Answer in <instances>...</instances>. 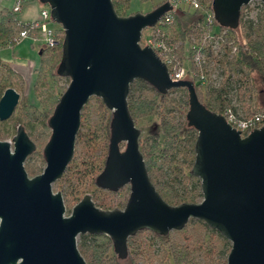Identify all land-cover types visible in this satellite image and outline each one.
<instances>
[{
	"label": "water",
	"instance_id": "obj_1",
	"mask_svg": "<svg viewBox=\"0 0 264 264\" xmlns=\"http://www.w3.org/2000/svg\"><path fill=\"white\" fill-rule=\"evenodd\" d=\"M250 1L211 0L216 26L236 30L240 10ZM36 2L48 7L51 22L62 31L55 74L68 85L47 120L41 174L28 178L23 169L35 146L21 126H15L10 143L0 141V264H85L76 248L79 235L106 237L115 258L125 261L129 237L146 231L165 238L189 220L230 244L225 264H264V127L240 137L197 100L192 82L171 81L155 53L140 46L141 33L171 7L165 2L148 13L120 17L111 0ZM133 81L161 96L185 90L186 126L196 133L190 175L199 181L200 202L169 206L150 182L139 151L141 131L127 108ZM90 98L109 112L107 153L93 186L109 193L127 186L129 194L121 210L108 211L83 195L64 217L61 195L51 185L73 157L80 113ZM18 100L13 89L4 90L0 122L11 117Z\"/></svg>",
	"mask_w": 264,
	"mask_h": 264
},
{
	"label": "trees",
	"instance_id": "obj_2",
	"mask_svg": "<svg viewBox=\"0 0 264 264\" xmlns=\"http://www.w3.org/2000/svg\"><path fill=\"white\" fill-rule=\"evenodd\" d=\"M111 2L116 15L123 17L124 15L120 13L121 6L123 4L128 5V1L112 0ZM201 4L202 9L211 11V0H201ZM244 9L245 7H242L240 10L237 29L228 30L225 37L220 40L221 52L217 55H213L210 51L204 52L206 60L221 64L220 70L224 79L220 86L217 89H209L203 95L196 87L194 88L197 100L205 109L215 114H222L227 108L235 112V109L230 106L232 91L236 92L237 97V90L240 91L242 85L246 83L247 88L255 93L250 75L264 76V8L256 12L254 19L245 18L242 13ZM180 14L183 18L190 16L183 13ZM192 19L188 26L182 27L179 13L174 14L171 26L162 28L161 32L167 37L170 36L171 41H181L183 43L188 40L196 24L193 17ZM182 21L184 20L182 19ZM17 29V15L10 10H2L0 12V50L8 46ZM54 34L55 45L38 49L40 55L34 88L37 106L19 103L8 119L22 127L28 139L35 146L34 153L44 140L47 142L49 139L50 131L47 127V120L63 93V88L59 85L60 80L63 78L55 74L61 54L62 31L56 29ZM174 37L177 38L175 39ZM232 49H234L233 53H231ZM177 53L179 60H181L182 46H179ZM4 64L0 60V68L4 70L0 76V96L6 88L10 87L9 78L13 76L10 68ZM190 72L191 75L187 79L194 84L197 79V70L190 65ZM143 89L152 93V99L134 97L135 92ZM170 94H178V98H171ZM92 99L96 104L97 110L102 113L100 115V120H102L106 113L105 108L99 99ZM240 99H242V95H239ZM186 100V92L183 89L170 90L161 96L141 81H133L129 85L127 108L133 123L138 119L153 116L158 120V131L146 137L151 143L148 153H141V147L139 151L150 182L162 201L169 206L195 204L201 198L199 181L190 175L194 160L193 149L196 133L193 129L186 126ZM85 106L80 113L76 141L84 142L87 145L89 156L86 160L79 163L84 168L79 177H93L101 171L106 154L96 155L97 150L99 151V141L98 137H95L93 131L89 128L88 119L83 114ZM254 109L260 110L258 106ZM248 112L249 109L244 111L245 114ZM106 132L108 138V124ZM37 134L38 138L35 141V135ZM103 142H105L104 139ZM138 144L140 146L141 141H138ZM32 155L26 159H29ZM40 159L41 163L44 164L42 150ZM75 165L76 161L73 156L65 171L74 173ZM28 173L34 174L32 171H28ZM205 228L209 234L206 241L202 243L193 242L190 246L186 238L183 246H170L169 253L166 256L162 254V259L165 257L166 260L172 261L173 264H225L226 256L229 252V244L223 242V246L221 248L218 247L216 239L220 238V235L206 226ZM185 232L186 226L181 231H178L180 234ZM139 233L141 231L127 239V251L130 242ZM77 238L76 248L85 264H113L112 260H107L106 254L110 247V242L106 237L79 235ZM159 238L161 240L164 239ZM143 253L147 256L146 264H152L154 257L150 254L147 247L141 249L140 254Z\"/></svg>",
	"mask_w": 264,
	"mask_h": 264
},
{
	"label": "rangeland",
	"instance_id": "obj_3",
	"mask_svg": "<svg viewBox=\"0 0 264 264\" xmlns=\"http://www.w3.org/2000/svg\"><path fill=\"white\" fill-rule=\"evenodd\" d=\"M34 1L35 0H30V2ZM127 1L128 5L123 4L121 6L120 13L124 15L123 17L132 15L134 13H148L157 5H159L162 0ZM39 7H41V5H39ZM257 9H259L258 2L253 0L245 6V9L242 11V13L245 18L254 19ZM178 13L179 17L181 18L180 22L182 27L188 26L192 17H181L180 13L186 14L184 11H178ZM182 19L184 21H182ZM50 27L53 30L60 29L58 25L52 22L50 23ZM13 37L14 35L12 36V38ZM169 38L171 39L170 36ZM174 38L176 39L177 37ZM36 49V46L31 45L28 40H22L15 45L7 46L0 50L1 59H3L7 63H15L14 65L11 64V66L8 64L4 65L9 67L10 71L13 74V76L9 78L10 87L8 88L13 89L18 94L19 100L17 106L19 103L37 106V99L34 93V88L36 69L38 68L39 64V56H37ZM29 63H33V65H29ZM184 64L187 66L186 62ZM3 72L4 70L0 68V76ZM250 77L256 92L253 93L250 89L247 88L246 83H244L240 91L237 90V97L235 94L236 92L232 91L231 102L232 104L237 106V109L239 108V111L244 112L246 109H254L256 106H258L260 110H254L264 113V76L252 74L250 75ZM59 85L63 88L64 92L68 85V79H61ZM239 95H242V99L240 100ZM169 96L174 99L178 98V94H170ZM134 97L152 99V93L149 90L143 89L142 91L135 92ZM105 111L106 113L103 116V119L100 120V115H102V113L97 110L96 104L94 103V100L92 98L88 100V104L85 106V109L83 111V114L88 119L89 128L93 131L94 136L98 137L99 151L97 150L98 153L96 152V155H102V153L106 154L107 151L108 138L106 131L109 120V112L106 109ZM16 125L19 124H14L13 121L9 120H7V122H0L1 142H11V139L15 134ZM134 126L141 131V135L139 138V142L141 141V145L139 146V148L141 147V153L146 154L148 153L151 144L146 137L158 131V120L155 116L142 118L136 120L134 122ZM36 138H38V134L35 135V141ZM103 139L105 142H103ZM45 143L46 142L44 140L41 146H38L36 148V152L33 155L31 154L32 156L29 159H26L23 164V169L28 178H32L41 174L44 168V164L41 163L40 152ZM123 147L124 144H120V150H122ZM11 148L12 147L10 145V150ZM73 156L75 157L76 161V168L74 170L75 172L72 173L70 171H64L61 178L51 185L52 193L58 192L61 195L65 210L64 217H67L69 215L71 208L80 201L83 195H89L93 205L102 211L113 209L121 210L124 207L129 194L128 187L125 186L116 193H109L106 191L98 190L93 186V179L99 173L97 175H94L93 177H79L81 175L80 173L84 170V168L79 165V163L83 160H86L89 156L87 152V145L84 142H78L75 140ZM28 171H32L34 174H29ZM200 201L201 198L198 199L197 203ZM208 235L209 234L205 228V225L202 222L196 220L188 221L186 225V232L184 234L171 231L162 240L150 232L141 231V233H139L137 237L130 242L129 249L127 251V259L125 261H118L115 258V256L112 254L111 243L106 254L107 260H112L113 264H146L147 256L145 253L140 254V251L142 248L144 249L145 247H147L150 254H152V256L154 257L152 264H173L172 261L166 260L165 257L162 259V254L166 256V254L169 253L170 246H183L186 242V238L188 239L190 246L193 242L202 243L207 240ZM216 240L218 247L220 248L223 246V242L228 243L221 236ZM77 242L78 238H76V244Z\"/></svg>",
	"mask_w": 264,
	"mask_h": 264
},
{
	"label": "built area",
	"instance_id": "obj_4",
	"mask_svg": "<svg viewBox=\"0 0 264 264\" xmlns=\"http://www.w3.org/2000/svg\"><path fill=\"white\" fill-rule=\"evenodd\" d=\"M28 1L11 0L9 10L17 15L18 29L14 37L10 39L8 46L15 45L22 40H28L37 49L55 45V30L50 27L51 19L48 7L41 6L35 19L28 21L18 19L22 7ZM255 1L259 6L257 11L262 10L264 6L258 0ZM165 2L171 7L170 10L156 22L154 27L141 33L140 46H147L155 53L161 63L165 65L168 78L171 81L188 80L187 77L191 75V65L197 70V79L194 84L192 83L194 88L196 87L202 95L209 89H217L224 79L220 65L206 60L204 52L210 51L213 55L220 53V40L225 37L228 30L216 26L212 12L202 9L201 0H162L160 4ZM178 11H184L196 21L188 40L183 43L181 41L173 42L161 32L162 28L171 26L173 15ZM217 28L220 30L218 31ZM179 46H182L183 52L181 60L177 53ZM233 52L234 49L231 50V53ZM185 62L187 66L184 64ZM230 106L235 109V112L227 108L218 115L223 117L231 129L239 131L240 137H245L253 131V128L264 127V113L249 108V112L245 114L243 111H239V108L237 109V106L232 102Z\"/></svg>",
	"mask_w": 264,
	"mask_h": 264
},
{
	"label": "crops",
	"instance_id": "obj_5",
	"mask_svg": "<svg viewBox=\"0 0 264 264\" xmlns=\"http://www.w3.org/2000/svg\"><path fill=\"white\" fill-rule=\"evenodd\" d=\"M10 5H11V0H0V12L3 9H8L9 10ZM39 8L40 7H39L38 3L35 2V1L34 2H28V3L24 4L20 14L18 15V19L21 20V21H28V20H31V19H35L36 16H37V12H38ZM36 50H37V56H39L38 55V49H36ZM0 60L3 63L8 64L10 66H11V64H13V65L15 64V63H10V62L7 63L1 58H0ZM30 64L31 63H29V65ZM31 65H33V63Z\"/></svg>",
	"mask_w": 264,
	"mask_h": 264
}]
</instances>
